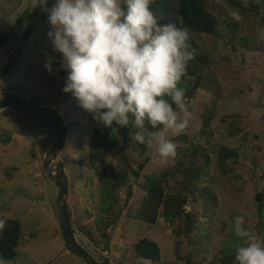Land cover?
Wrapping results in <instances>:
<instances>
[{
  "label": "rangeland",
  "instance_id": "rangeland-1",
  "mask_svg": "<svg viewBox=\"0 0 264 264\" xmlns=\"http://www.w3.org/2000/svg\"><path fill=\"white\" fill-rule=\"evenodd\" d=\"M47 8L48 0H0V104L13 94L32 102L20 90L30 91L40 100L41 109L57 113L67 125L66 143L57 161H52L64 164L69 189L66 204L81 248L99 264L106 260L110 264H221L240 242L233 230L238 215L245 218L246 228L264 238V38L260 32L264 10L256 21L236 20L241 29L235 38L226 21H221L217 36H193L208 63L198 95L187 100L191 116L182 134L211 156L202 187L216 202L205 195H196V202L191 198L185 210L196 219V229L192 236L178 237L180 222L172 225L161 216L149 226L129 217L145 195L144 177L172 166L176 156L161 158L155 145L144 154L136 145L125 152L92 149L96 120L71 92L62 90L68 72L60 68L62 54L53 50L47 35L52 30L43 17ZM26 12L31 20L21 25ZM14 57V66L6 73ZM49 57L51 73L44 67ZM209 108L216 115L203 135L202 115ZM180 135L170 138L174 142ZM58 140L52 124L21 106L0 113V217L18 220L23 226L17 259L0 264H87L69 250L63 237L58 213L61 189L44 165ZM176 145L192 157V146ZM222 146L240 154L230 162L227 175L218 166L217 151ZM126 159L135 170L141 164L145 169L140 179L129 177L127 186L117 193L119 202L104 213L105 191ZM182 182H171L170 191L180 190ZM128 190L132 198L127 202ZM107 201L110 204L111 197ZM144 238L158 244V263L137 255L136 245Z\"/></svg>",
  "mask_w": 264,
  "mask_h": 264
},
{
  "label": "clouds",
  "instance_id": "clouds-1",
  "mask_svg": "<svg viewBox=\"0 0 264 264\" xmlns=\"http://www.w3.org/2000/svg\"><path fill=\"white\" fill-rule=\"evenodd\" d=\"M152 0H56L49 9L53 50L68 72L64 92L113 133L131 128L129 139L161 158L177 155L170 137L182 134L191 113L186 82L198 55L187 28L160 24ZM237 21L241 18L233 14ZM264 38V29L260 30ZM52 72V58L45 62ZM175 105V108L173 107ZM182 114V115H181ZM7 220L0 218V232ZM236 264H264V238L234 217Z\"/></svg>",
  "mask_w": 264,
  "mask_h": 264
},
{
  "label": "trees",
  "instance_id": "trees-1",
  "mask_svg": "<svg viewBox=\"0 0 264 264\" xmlns=\"http://www.w3.org/2000/svg\"><path fill=\"white\" fill-rule=\"evenodd\" d=\"M55 3L56 0H48V8L43 16L45 20L48 19L49 9H51ZM151 10L158 18L160 24L174 23L178 27L187 28L190 32V43L192 47L196 49L198 55L194 60L189 62L187 73L185 77H183L186 83L181 85L186 86V98L189 100L198 95L202 84L203 72L207 69L208 63L206 56L193 40V36H217L222 24L221 21H226V23L228 22V28L233 33V38H235L241 27L239 26L240 23L232 17L233 14H238L241 19L244 20L256 21L263 15L264 0H152ZM31 17L29 12H26L21 16L19 23L24 25L25 21L31 20ZM30 34L31 32L29 31L27 37L30 36ZM2 44L4 43L2 42ZM15 60L16 58L14 57L9 62L4 70L6 73L13 68ZM20 89L21 88H18V90ZM20 91L23 95H29V98L33 100L32 103L38 106L40 105V100L34 96L32 92L25 90ZM13 95H10V97ZM173 107L175 108V105H173ZM55 114L59 116L57 113ZM215 115V110L211 108L206 110L202 115L203 135L205 134L204 131L211 128ZM64 127L68 133L67 125H64ZM234 129L239 131L237 126H235ZM130 131H133V129L129 127L113 133L112 128H106L96 121L93 140L94 145L92 149L99 153L106 151L125 152L136 145L143 154L146 153L149 150L148 148L129 139ZM188 141L189 137L185 134L180 135L174 140L176 143H187L193 147L191 158L187 155V150L179 146L176 149V160L172 166L166 168L159 174H152L144 177L141 188L145 195L139 206L130 210L129 217L131 219L149 226H154L162 216L172 225L180 222L176 232L178 237L183 234L189 236L193 235L197 222L193 215L185 210L186 206L190 203V199L192 198V201L196 202L194 198L196 195H205L209 201L214 200V202H216V197L207 188L202 187L206 169L212 162L211 156L201 145ZM239 157L240 154L238 150L222 146L217 151L218 166L222 173L226 175L229 174L231 167L230 162ZM138 167V170H135L131 162L126 159L122 168L114 174L110 185L105 191L107 197L103 203L104 208L102 211L104 213L111 211L114 204L119 202L117 193L120 189L127 186L130 176L140 179L145 166L141 164ZM52 180L55 179L52 178ZM180 180L183 181L182 188L175 192H171L169 189L171 182ZM57 184L61 189V185L58 182ZM108 197H111L112 200L110 204L107 201ZM261 197L262 196L259 194L257 197L258 201H261ZM131 198L132 193L128 190L126 201L128 202ZM66 214L71 231L75 236L76 232L72 227V216L67 204ZM0 218L7 220V226L0 232V261H13L17 259L18 249L22 243L23 226L18 220L6 217ZM62 234L67 242L69 250L75 254L63 231ZM136 253L140 258L154 263H158L161 259V250L158 244L147 238L142 239L136 245ZM235 254L236 250L225 255L221 260V264H236ZM101 264L110 263L106 260Z\"/></svg>",
  "mask_w": 264,
  "mask_h": 264
},
{
  "label": "water",
  "instance_id": "water-1",
  "mask_svg": "<svg viewBox=\"0 0 264 264\" xmlns=\"http://www.w3.org/2000/svg\"><path fill=\"white\" fill-rule=\"evenodd\" d=\"M13 106H21L36 117L40 118L44 122L52 124L59 134V140L53 145L50 152L44 160L46 171L51 175L60 185L61 192L58 200V213L60 218V225L62 231L69 241L73 251L77 256L84 260L87 264H99L88 253H86L75 239L74 234L71 231L67 214H66V197L68 195V181L64 172V164L57 162L53 164V161H57V153L64 147L67 140V132L64 127V123L59 116H57L51 110H43L38 105L25 100L19 95H13L8 100L0 104V113ZM53 160V161H52Z\"/></svg>",
  "mask_w": 264,
  "mask_h": 264
},
{
  "label": "flooded vegetation",
  "instance_id": "flooded-vegetation-1",
  "mask_svg": "<svg viewBox=\"0 0 264 264\" xmlns=\"http://www.w3.org/2000/svg\"><path fill=\"white\" fill-rule=\"evenodd\" d=\"M16 95H18V94H16ZM6 101V100H5Z\"/></svg>",
  "mask_w": 264,
  "mask_h": 264
}]
</instances>
